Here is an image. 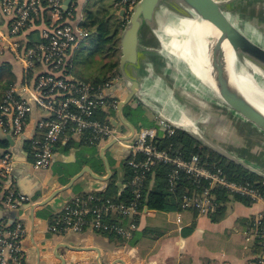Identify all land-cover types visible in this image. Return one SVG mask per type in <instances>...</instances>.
<instances>
[{"label": "built area", "instance_id": "obj_1", "mask_svg": "<svg viewBox=\"0 0 264 264\" xmlns=\"http://www.w3.org/2000/svg\"><path fill=\"white\" fill-rule=\"evenodd\" d=\"M139 1L116 0L115 4L125 12L133 10ZM63 2L0 0V54H11L21 62L25 74L35 78L29 98L16 89L7 91L0 102V128L11 134L14 140L19 139L26 132L34 108L39 107L45 112L36 126L39 137L31 161L35 170L50 168L56 146L63 138L77 136L87 145L99 149L107 142L126 135L121 124L118 127L111 122L113 118L118 120L119 104L128 93V83L122 76H114L103 83L69 77L73 53L90 35L84 28L86 17L74 12L71 5L65 10ZM44 12L55 16L54 25L41 31L40 41H31L29 30L34 27L37 16ZM76 12L79 14L77 17L74 16ZM5 18L10 21L7 32L3 28ZM145 99H138V104L154 111L155 104ZM156 109L152 117L155 126L136 131L131 140L120 142L130 150L125 163L132 170V177L129 184L124 185L130 188V202L104 198L99 195L101 190L81 194L54 215L50 225L53 234L91 230L129 238L138 228L136 219L144 213L143 191L158 165L173 167L168 176L171 190L176 189L182 175L202 189L196 188L194 193L182 196V211L194 210L198 215L209 216L218 207L212 192L214 189L226 190L231 196H244L252 203L264 201V195L250 183L230 181L221 168L203 161L199 155L184 159L160 149L156 143L158 131L171 136L175 126L165 115L164 107ZM113 113L114 117L101 118L102 114L110 116ZM18 153L13 146L0 155V208L10 214L0 219V264H27L24 241L28 231L22 211L25 206L31 207L36 202L20 191L12 178ZM182 211L177 212L178 222L182 220ZM115 215L127 217L128 222L125 225L111 223L109 220ZM251 234L258 240L260 253L247 264H264V215L253 220Z\"/></svg>", "mask_w": 264, "mask_h": 264}, {"label": "crops", "instance_id": "obj_2", "mask_svg": "<svg viewBox=\"0 0 264 264\" xmlns=\"http://www.w3.org/2000/svg\"><path fill=\"white\" fill-rule=\"evenodd\" d=\"M90 1L73 0L71 4L72 10L80 12L86 17V10L90 6ZM234 3L235 5L244 4L252 7L253 11L264 16V0H234ZM77 12V15H74L75 17L79 16ZM54 20L55 16L51 12H44L43 15L37 16L34 20V27L29 31H31V34L33 32L36 40H40L41 31L53 26ZM9 22V19L5 18L3 28L6 32ZM88 40L81 43L77 48H94L97 38L93 37L90 40V44L87 43L89 42ZM76 53L77 49L74 51L73 56ZM2 63L9 64L15 74V80L9 90L16 89L24 96L31 97L35 86V78L31 74H25L21 62L16 60L11 54H0V64ZM69 77L79 78L80 76L75 75L71 71ZM142 84V93L145 94L144 98L154 100L153 95L150 94L154 83L145 78L142 80ZM173 108L174 106L171 109ZM170 112L171 110L169 109V115H171ZM44 113L41 108H34L24 136L14 140L13 143L7 139L8 134L0 128V141H8V146L3 147L0 145V155L13 146H16L17 150L20 149L19 155H17L18 158H16L18 165L12 172V178L19 184L22 191L36 202L35 204L51 198L45 205L26 206L22 211L28 231L24 241L27 264H208L212 261L218 264H247L250 259L259 255L260 246L257 238L251 234V230L253 220L264 215V201L247 205L230 199L225 215L218 221L212 220L210 216L198 215L194 210L182 211L180 223L177 221L176 211H145L138 217V228L135 231L136 233L134 232L136 236L132 235L126 241L113 240L109 235L91 230L82 233L53 234L50 231V225L52 223L51 218L55 214L59 213L75 197L89 192L95 186L100 187L101 191L106 190L113 178L103 182L85 173L70 189L64 190L70 180L86 167L91 168L98 175H103L106 172L105 164L100 156L104 145L99 149L95 146L85 145V143H82V138L77 136L60 140L56 146L50 168L35 170L31 165V161L33 160V148L39 137L36 126L38 120L44 116ZM114 115V113L110 114V116L102 114L104 119H108L111 116L114 117ZM149 117L151 116L149 115ZM174 118L177 121H181V118L172 117V119ZM231 121L233 129L230 135L236 134L238 131H241L242 135H245L248 130L250 133L254 131V134L258 137L257 139L261 141L251 140L254 143H259L256 145L260 151L256 154L258 157H255V159L261 156L260 159L264 160V133L245 120H243L244 122H237L232 118ZM180 123L182 124V122ZM175 125L178 126L176 122ZM236 126L240 130L237 129L235 131ZM212 131V133L215 132L213 127ZM247 135V138H250V136L252 138V135ZM158 136L162 137L164 133L158 131ZM239 147L242 153H249L251 157H254L255 154L245 149L246 146L240 145ZM227 150L254 167L261 169L251 160L242 158L243 154L238 155L237 152L234 153L229 148ZM126 154L127 151L121 148L120 145L107 151V158L111 165L113 176L117 175L121 180L123 178L124 160H120ZM99 158L102 162H100ZM102 168L104 171L101 170ZM119 178L116 179L117 183L120 181ZM122 183L124 184V180ZM152 185L153 182H151L150 188H153ZM119 192H121V188ZM4 216V210L0 208V219ZM241 224L245 226L244 234L246 237L248 236V249L250 252L242 251L241 256H239L229 251L212 247L211 242H223L225 240L223 238L228 234L242 235ZM145 229H150L152 232L144 235L142 232L144 233ZM61 257L64 261H62Z\"/></svg>", "mask_w": 264, "mask_h": 264}, {"label": "rangeland", "instance_id": "obj_3", "mask_svg": "<svg viewBox=\"0 0 264 264\" xmlns=\"http://www.w3.org/2000/svg\"><path fill=\"white\" fill-rule=\"evenodd\" d=\"M248 7L249 6H246L244 4L236 5L234 6V10L229 12V15L239 25V27H241L246 32V34L248 33V30L253 31L259 39H264V16H261L258 12L253 11L251 9L252 7ZM88 9H91L93 11L100 10L102 12L100 19L103 20L104 18L107 20L105 30L108 32L110 28L111 30L117 28L116 30H118V35L115 40V44H107V46L104 48L103 53L101 54L96 53L95 48L89 47L77 49V53L73 56L74 60L71 67L69 68V71H73L75 75L80 76L79 78L83 80L96 79L97 77L102 78L107 69L104 65L114 63L119 64L121 56V38L128 24L129 18L133 12L131 9H127L124 16H121L122 9L120 8V6H116L114 0H91ZM161 9L162 12H160L159 14V23L157 25H145L141 33L142 44L146 48L152 49V51H144L142 53V59L140 61V66L138 69L143 75L142 79L146 78L147 80H150L154 83V85H152L153 90L150 91V94L153 95L154 100H150L155 104V110L153 109L154 111L151 112L148 108L145 107V105L138 104V101L136 100L137 105H142V107L147 110V113L151 117H153V114L157 110L156 107L160 110H162L164 107L165 115H169L168 110L170 109V113L171 115L173 114V116L169 115V118L172 119V117L174 116L181 118V121L173 119L178 124V126L175 125V129L177 128L185 130L186 132L193 135L194 133H192V129L183 124L187 122L196 123L200 131L202 130V134L207 139H211L215 143V146L218 145V147L225 149L229 148L234 151V153L237 152L238 155L243 154L242 158L244 157V159L246 158L251 160L255 165L261 167V169H263L264 171V160L260 159L261 156L258 159H255V157H258V155L256 154L260 150L257 147L259 143H254L251 141L252 139L258 140L256 134H254V131L253 133H250V131L248 130L246 131L245 135H242L243 133L241 131V134L237 132L236 134L234 133L233 135H230L231 126H233V123L231 121L232 118H234L237 122H241L243 120L236 116L232 111H230L227 106L211 92L194 90L190 87L185 86L184 77L191 74L187 64L182 61H176L168 54V52L163 49L162 43L166 42L167 40H171V37L168 35H162L161 37L159 35L164 27L167 26L168 23L172 22L173 18H178L180 15H182L183 12L180 8H176L170 5V3H168L166 0L163 1ZM226 10L229 11L228 8H226ZM175 21L176 20H174V22ZM85 30L89 33L91 40V36L96 33L97 29L96 27L92 29L85 27ZM90 40H88V44H90ZM153 59H159V62L157 63L156 61H153ZM133 70L135 71L134 68ZM180 74L184 77L181 76V78ZM117 75H121V73L117 71V67H114L112 70H110L108 76L114 77ZM257 77L259 80H261L259 76ZM145 100L148 101V99ZM170 106H174V110L171 109L172 107ZM209 115L221 116V134L217 135L218 139L216 138V140L212 138V128L208 125H205L204 122V119L208 118ZM231 116L234 117L231 118ZM180 122H182V124ZM119 124L122 125L123 131L126 132V134H129L130 130L125 127L120 120ZM143 128L151 127L141 126L140 128H137L136 131H140ZM247 134L252 135V138L251 136L250 138H247ZM240 145L246 146L245 149H248L249 152L255 154L254 157H251L249 153H242V150L239 149ZM209 148L219 154L212 147ZM154 176L155 174L153 173L151 179V182H153L152 186H154L155 184ZM241 228L243 230L242 235L240 234L238 236H235L234 234H228L223 238L225 239L223 242H211L210 244L212 245V247L220 250H226L239 256H241L242 251L246 250L250 252V250L248 249V236L246 237L244 234L245 226L241 224ZM213 263L217 264L213 261L208 264Z\"/></svg>", "mask_w": 264, "mask_h": 264}, {"label": "water", "instance_id": "obj_4", "mask_svg": "<svg viewBox=\"0 0 264 264\" xmlns=\"http://www.w3.org/2000/svg\"><path fill=\"white\" fill-rule=\"evenodd\" d=\"M73 0H64V9L68 10ZM165 0H140L137 5L132 10V14L129 18L128 24L123 32L121 38V56L119 61V70L122 78L125 82L128 83V93L125 95L123 100L120 102L118 107V120L113 118L111 122L119 127V120L122 124L127 127L130 131L129 134L124 136H120L117 139L111 140L104 144L101 149L100 156L103 160L106 168V172L103 175L95 174L91 168L86 167L80 173L76 174L70 182L64 187V190L70 189L73 184L80 179L85 173L90 174L94 179L98 181L107 182L113 178V172L109 160L107 158V151L120 145L121 148L127 151L126 156H124V160L129 155V149L120 142H125L131 140L136 134V128L127 120L124 109L129 104L134 102V100L142 99V74L140 72L139 66L140 61L142 59V53L144 51H152V49L146 48L142 44V31L145 25H151L153 22L157 9L159 7L160 2ZM173 7H178L183 12L179 17L187 15L185 8L183 5L192 9L197 15H199L203 20H206L213 24L219 31L220 37L215 44V50L212 54V66L214 70V79L216 82L217 90L214 89L211 85H205L208 88V91L215 95L221 102H223L227 108L232 111L236 116L245 120L246 122L252 124L262 133H264V113H262L256 106L250 103L247 98L235 89L230 83V79L225 72L224 64L222 63L221 58V48L224 41L228 40L233 47L234 51L238 54L244 55L250 60H252L257 66L264 70V45L259 41H256L245 34L239 25L230 17L229 12L234 10V0H166ZM228 8L229 11L226 10ZM125 12L121 11V16H124ZM156 51V50H153ZM135 71L133 70V68ZM145 79V78H144ZM198 81H200L198 79ZM201 82V81H200ZM220 115H212L208 116L205 120V125L209 127H213L215 132L212 134V138L216 140L217 135L221 134L220 127ZM184 121V120H183ZM191 123V122H190ZM174 126L175 123L173 122ZM187 127H190L192 130L193 136H195L198 140H200L203 144L212 147L215 151L221 154L226 159L236 163L244 167L245 169L259 175L264 179V171L254 167L248 162L238 158L232 152L228 151L225 148L215 146V143L211 139H207L203 134L202 130L197 127L195 130L188 125V122L183 124ZM233 127L231 126V131ZM12 130V129H11ZM196 130H199L197 132ZM230 131V132H231ZM237 133V132H236ZM238 133L241 134L240 131ZM223 134V133H222ZM7 139L13 143L14 138L11 134L7 135ZM218 139V138H217ZM17 150V152H19ZM18 158V157H17ZM16 164L15 168L17 167ZM123 173V172H122ZM120 179V178H119ZM17 187L22 191L21 187L17 183ZM119 189L123 190L125 188L122 180L117 183ZM95 190H101L100 187L95 186ZM89 190V191H91ZM23 192V191H22ZM24 193V192H23ZM29 196V195H28ZM56 196V195H55ZM53 198V197H52ZM51 198L46 199L44 202H40L39 204H35L36 206L45 205L49 202ZM26 207V206H25ZM147 208H145V211ZM4 215H10L8 211H4ZM80 249V248H78ZM83 249V248H82ZM62 259V257H61ZM62 261H64L62 259Z\"/></svg>", "mask_w": 264, "mask_h": 264}, {"label": "trees", "instance_id": "obj_5", "mask_svg": "<svg viewBox=\"0 0 264 264\" xmlns=\"http://www.w3.org/2000/svg\"><path fill=\"white\" fill-rule=\"evenodd\" d=\"M116 2V0H114ZM98 3V2H97ZM96 4V3H95ZM102 12L100 10L93 11L91 9L86 10V22L84 24V28H95L96 27V33L91 36V39L93 37L97 38V42L95 45V52L98 54L103 53L104 48L107 46V44H115V40L118 35L117 28H114L111 30V28L108 30V32L105 30V25L107 20L103 18V20L100 19ZM105 16V15H104ZM124 24V23H123ZM29 38L31 41H40L35 39V35L30 34ZM90 38V37H89ZM153 61L159 62V59H153ZM161 64V63H160ZM104 65V64H103ZM102 65V66H103ZM107 69L103 77H97L93 80H83L79 79L85 82L91 81L94 83H103L107 81L108 79L112 78L109 75L110 70H112L114 67H117V71L120 73L119 64H107L104 65ZM71 73V71H69ZM15 80V74L12 71V67H10L7 63L0 64V102L3 100L6 92L10 89V86L12 85L13 81ZM132 102L124 109V114L127 118V120L137 129L142 127H153L155 126L152 117H149V114L147 113V110L144 109L139 105H134ZM103 118V116L101 117ZM239 129L238 126H236L235 131ZM240 130V129H239ZM82 143L84 144V141L82 140ZM157 146L160 147V149L167 150L170 152L173 156L181 157L184 159H189L192 155H199L203 161L209 163L210 165H215L218 168H221L224 172V175L233 182L242 184V183H250L254 188L258 189L262 195H264V179L260 177L259 175L245 169L244 167L237 165L236 163L226 159L225 157H222L221 155L217 154L213 150H211L209 147L205 146L200 140H198L195 136L192 134L186 132L185 130L181 129H175V132L173 135L168 136H158V139L156 140ZM0 145L3 147L8 146V141H0ZM83 146L82 144H80ZM85 145H87L85 143ZM100 162L101 159L99 158ZM172 166L169 165H158L154 168V174H155V184L153 188H150V182L152 177L149 178L146 187L143 191V198H142V206L143 211L145 212V208H147V211H160V212H178L182 211L181 208V199L182 196L185 193H194L196 191V186L192 183L191 180L187 179L185 175H182L180 180L178 181L177 187L175 190H171L169 183H168V176L171 173ZM103 170V168L101 169ZM104 171V170H103ZM102 173V171H101ZM122 181L124 180V185H128L130 182V179L132 177V170L127 166L126 163L123 165V176ZM119 176L114 175L113 180L110 181L108 187L106 190L99 192V195L103 196L104 198H112L116 202H125L128 203L132 199V195L130 193V188L126 187L121 194H118L119 187L117 186V180ZM206 184V183H205ZM197 190H202L198 189ZM213 194L216 197V200L218 202L217 209L212 212L209 216L212 220L218 221L226 213L227 204L230 201V199H234L235 201L242 202L244 204H251L252 201H250L248 198L235 194L234 196H231L226 190L222 189H214ZM53 219V218H51ZM138 218L136 219V222ZM111 223H123L124 225L128 222L127 217H124L122 215H115L113 216V219L111 218L109 220ZM135 232V231H134ZM133 232V233H134ZM149 232H152L150 229H145L144 233L142 234L147 235ZM132 235L136 236V232ZM105 235H109L111 239L113 240H119V241H126L127 238H124L122 236L116 235V234H109V233H103ZM260 250V247H259ZM256 258V257H254ZM217 263V262H216Z\"/></svg>", "mask_w": 264, "mask_h": 264}, {"label": "bare ground", "instance_id": "obj_6", "mask_svg": "<svg viewBox=\"0 0 264 264\" xmlns=\"http://www.w3.org/2000/svg\"><path fill=\"white\" fill-rule=\"evenodd\" d=\"M162 5L161 1L151 25L159 23ZM183 7L187 15L178 18L172 17V22L168 23L159 34L161 37L162 35L171 37V40L161 42L163 49L176 61L187 64L191 74L185 77L180 74V77L185 78V86L194 90L208 91L205 85L209 84L217 90L212 54L220 37V31L210 22L203 20L192 9L185 5ZM174 20L176 21L174 22ZM241 30L246 34L242 28ZM247 35L261 44L263 43L264 39H259L253 31L248 30ZM221 49L222 63L232 86L264 113V70L246 56L236 53L228 40L224 41ZM188 125L195 130L196 123L188 122ZM196 131L199 132V130Z\"/></svg>", "mask_w": 264, "mask_h": 264}, {"label": "flooded vegetation", "instance_id": "obj_7", "mask_svg": "<svg viewBox=\"0 0 264 264\" xmlns=\"http://www.w3.org/2000/svg\"><path fill=\"white\" fill-rule=\"evenodd\" d=\"M144 95H145V94H144ZM148 96H149V95H148ZM134 102H135V103H133V104H134V105H137V103H136V99L134 100Z\"/></svg>", "mask_w": 264, "mask_h": 264}]
</instances>
